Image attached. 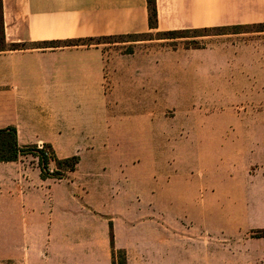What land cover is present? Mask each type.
I'll use <instances>...</instances> for the list:
<instances>
[{
  "label": "crops",
  "instance_id": "obj_1",
  "mask_svg": "<svg viewBox=\"0 0 264 264\" xmlns=\"http://www.w3.org/2000/svg\"><path fill=\"white\" fill-rule=\"evenodd\" d=\"M3 6L0 129L16 126L20 145L50 143L60 158L80 155L77 168L62 178L44 177L39 161L27 154L0 161L5 249H23L24 258L33 251L42 261V244H50L52 264H77L71 260L76 249L90 253L86 264H112V228L114 247L126 251L128 264H264V236L255 235L264 228V211L255 207L260 197L250 194L264 181L263 116L229 122V147L241 146L242 162L257 157L260 168L242 175L234 170L226 195L216 189L220 182L197 179L181 181L178 194L164 179L147 181L140 190L139 178L108 173L121 175L122 166L109 168L92 141L85 148L62 141L119 136L117 122L109 131L100 118L98 128L89 118L75 121V110L105 106L104 92L112 84L101 48L64 40L144 32L150 27L148 0H3ZM157 10L158 25L171 29L264 23V0H157ZM12 43L20 45L12 48ZM49 166L55 168L54 162ZM202 183L210 189L202 190ZM188 227L196 228L194 238ZM40 236L44 241L38 246ZM172 247L184 258L172 261Z\"/></svg>",
  "mask_w": 264,
  "mask_h": 264
},
{
  "label": "rangeland",
  "instance_id": "obj_2",
  "mask_svg": "<svg viewBox=\"0 0 264 264\" xmlns=\"http://www.w3.org/2000/svg\"><path fill=\"white\" fill-rule=\"evenodd\" d=\"M167 30L171 28L159 26L157 19L156 27L144 32L80 41L83 47L96 45L107 54L112 85L104 92L105 106L75 110V121L89 118L88 124L98 128L100 118L109 131L117 122L119 136L62 141L83 148L92 141L109 168L122 166L121 175L118 170L108 173L139 178L140 190L147 188L142 186L147 181L164 179L170 181L171 193L178 194L181 181L197 179L220 182L216 189L226 195L227 180L234 170L242 175L244 170L256 173L260 168L257 157L242 162V148L229 147L227 130L236 117H264V23L211 26L190 32L188 37H169ZM183 132L201 134L186 139L181 137ZM27 158L39 161L33 153H27ZM243 180L237 179L239 193ZM202 184V190L210 189ZM256 187L250 194L260 197L255 207L263 212L264 181ZM172 215V222L177 221V214ZM188 228L187 234L194 238L196 228ZM171 231L172 240H177L174 223ZM4 235L0 218V264H52L50 244H42V261L29 250L24 258L23 249H5ZM43 241L40 236L36 243L40 246ZM116 250L120 260L121 249ZM71 254L77 264H86L90 256L79 249ZM183 258V251L172 247L171 260Z\"/></svg>",
  "mask_w": 264,
  "mask_h": 264
},
{
  "label": "trees",
  "instance_id": "obj_3",
  "mask_svg": "<svg viewBox=\"0 0 264 264\" xmlns=\"http://www.w3.org/2000/svg\"><path fill=\"white\" fill-rule=\"evenodd\" d=\"M149 4V26L154 28L157 25L158 10L157 0H148ZM219 28L220 26H212ZM223 27V26H222ZM209 28V27H204ZM203 28H184V29H171L165 33L170 35L169 37H188L191 36L190 32H197ZM85 38H70L64 40L67 45L81 44ZM48 43V42H46ZM55 43V42H54ZM19 43H12V48H18ZM57 45V44H55ZM6 46V34H5V18H4V6L3 0H0V49ZM33 153L39 159V164L42 169V175L44 177L53 176L56 178L64 177L69 171H73L77 168L80 162V155L74 154L71 156L60 158L57 156L54 147L50 143H44L41 146L39 144H27L20 145L18 141V130L16 126H9L8 128L0 129V161H12L18 159L22 154ZM54 162L55 168L52 172L49 171V165ZM256 236H264V228L259 229L255 233ZM111 242L113 245L112 250V264H128L127 254L124 249L120 251L121 259L117 258V250L114 247V233L111 228Z\"/></svg>",
  "mask_w": 264,
  "mask_h": 264
},
{
  "label": "built area",
  "instance_id": "obj_4",
  "mask_svg": "<svg viewBox=\"0 0 264 264\" xmlns=\"http://www.w3.org/2000/svg\"><path fill=\"white\" fill-rule=\"evenodd\" d=\"M48 169H49V171H51V172L54 170V168H53V167L51 168L50 166H49Z\"/></svg>",
  "mask_w": 264,
  "mask_h": 264
}]
</instances>
